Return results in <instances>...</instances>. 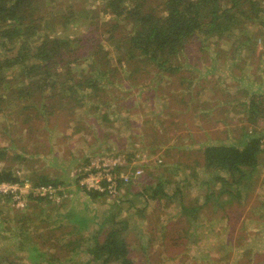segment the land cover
I'll return each instance as SVG.
<instances>
[{"label": "rangeland", "instance_id": "rangeland-1", "mask_svg": "<svg viewBox=\"0 0 264 264\" xmlns=\"http://www.w3.org/2000/svg\"><path fill=\"white\" fill-rule=\"evenodd\" d=\"M55 1L57 7L74 6L79 15H72L73 22L81 18L79 23L56 25V29L61 26L63 37L88 42L93 27L89 11L96 13L104 0ZM108 19L101 14L99 26ZM258 27L264 32L262 24ZM99 31L101 39L103 28ZM238 34L218 46L206 43L204 51H194L188 62L182 56L181 70L160 81L149 66L140 67L142 72L132 85L122 79L116 86L125 88L127 95L124 102L120 96L108 112L110 124L100 118L86 122L90 116L84 113L91 114L97 105L91 99L84 108L76 107L78 114L66 123L60 120L64 116L56 115L50 123L40 121L43 113L36 118L38 110L31 99L21 101L29 106L24 110L11 96L33 88L42 75L28 76L19 65L7 69V57L0 53L4 60L0 97L7 98L0 106V146L7 148L1 165L13 166L19 176L36 181L44 177L61 181L52 186L53 195L35 197L41 200L31 196L27 203L0 200V223L13 228L9 233L0 229V264H87L88 259L70 241L88 237L94 229L87 226L94 213L100 221L113 213L125 220L133 236L134 264H264V143L260 164L252 174L214 172L205 159L208 146L238 147L257 136L249 121L248 103L253 95L264 94V36L257 38L255 47H238ZM105 42L116 53L118 46ZM8 54V59L13 56ZM112 63L116 64L115 58ZM41 96L35 92L33 100ZM148 129L154 133L146 135ZM28 135L32 140L27 145ZM40 150L45 155H34ZM105 178L112 180V189ZM86 184L108 187L111 192L105 198H93L84 190ZM40 205L45 212L37 219L31 213ZM25 214L33 220L27 221ZM59 217L63 225L56 228ZM85 220L88 223L83 225ZM39 246L48 252L46 256L37 250ZM30 253L41 260L32 262Z\"/></svg>", "mask_w": 264, "mask_h": 264}, {"label": "trees", "instance_id": "trees-1", "mask_svg": "<svg viewBox=\"0 0 264 264\" xmlns=\"http://www.w3.org/2000/svg\"><path fill=\"white\" fill-rule=\"evenodd\" d=\"M66 8L72 14L66 13ZM93 12L94 10L89 11L93 26L89 31L92 36L86 42L82 37L62 36L61 26L79 23L81 19L77 17L74 22L70 20L72 15H79L73 5L60 4L57 7L55 0H0V53L7 57V69L19 65L27 71L28 76L38 72L42 75L34 81L33 88H26L19 96L11 97L24 110L29 106L22 105L21 101L31 99L33 108L38 110L36 118L43 113L40 121L50 123V117L56 115L58 118L64 116L60 120L66 123L69 117L78 114L74 111L76 107L85 106L86 100H95L97 102H93L97 105L91 114H87V111L84 113L92 117H88L86 122L100 118L110 124L112 114L109 113L120 102L117 101L121 99L120 96L124 102L127 95L125 88L116 85H120L122 79L128 80L129 85H132L133 79L142 72L140 67H153L159 74L160 81L167 74L181 70L179 59L182 56L188 62L189 57L197 50L204 51L206 43L218 46L220 41L227 42L231 36L239 33L240 38H236V42L240 43L238 47H255L257 38L264 36V32L258 27V24L264 26V0H104L103 7L96 13ZM101 14L109 19L99 26ZM56 25H61L59 30ZM254 25L257 26V34L253 31ZM100 28H103L101 39L97 37L102 34ZM251 37L252 43L247 44ZM105 41L118 46L116 53L104 44ZM8 53H13L9 59ZM111 56L116 59V64L112 63ZM32 59V63L28 62ZM3 63L4 60H0V65ZM75 67H80L77 69L80 70L79 75L75 74ZM120 75L124 78L119 77ZM2 82L0 78V89L4 87L1 86ZM81 89H88V93L83 94ZM35 92L42 94L37 102L33 100ZM5 99L7 98L0 97V106ZM248 105L251 110L249 121L254 125L253 134L257 136L252 137L245 145L242 142L238 147L233 144L208 146L206 166L214 172L223 171L233 176L250 172L252 174L259 166L264 143V135L258 134L260 131L264 132V94L253 95ZM86 127L88 125L83 126ZM32 130H29L30 133ZM153 133L148 129L145 134L149 136ZM247 133L245 130V134ZM30 136H27V145L32 140ZM36 141L39 142L38 139ZM42 151H37L34 155H45ZM6 154L7 148L0 146V183L25 179L17 174L18 171L13 166L1 165ZM30 179L39 185L58 186L61 183L59 179L50 180L48 177L39 178V181ZM83 188L93 198H105L108 195V190L102 192L87 185ZM11 197L3 194L1 200H9ZM33 211L31 214L37 219L45 212L41 205L36 206ZM31 214L23 217L31 221ZM118 215L113 213L109 219L100 221L94 213L93 219L89 220L91 225H87L89 228L94 225L88 237L80 236L76 241H70L75 244L79 255L88 259L87 264H134L130 247L133 236H130L131 231L125 220H118ZM61 218L57 220L56 228L62 227ZM85 221L83 225L88 223ZM24 224L20 221V225ZM0 226L5 227L0 228L2 233L13 231L10 228L12 226L2 223ZM62 241L69 243L67 240ZM65 246L69 251L70 245ZM36 248L42 255L48 254L42 247ZM29 259L32 262L41 260L31 253Z\"/></svg>", "mask_w": 264, "mask_h": 264}, {"label": "built area", "instance_id": "built-area-1", "mask_svg": "<svg viewBox=\"0 0 264 264\" xmlns=\"http://www.w3.org/2000/svg\"><path fill=\"white\" fill-rule=\"evenodd\" d=\"M106 179V185L110 187L112 185V180ZM111 183V184H110ZM87 185V184H86ZM85 187V185H83ZM88 186V185H87ZM89 187V186H88ZM103 189L98 186L91 188H96L102 192H105L106 190L110 191L109 188ZM90 188V187H89ZM88 188V189H89ZM111 192V191H110ZM55 193V189L52 187V185H39L36 184L32 179L25 178L22 181H16V182H2L0 183V200L3 194H8V196H12L11 198L16 199V202H26L27 203V196H31L33 198L35 197H47L49 195H53ZM33 194V195H31Z\"/></svg>", "mask_w": 264, "mask_h": 264}, {"label": "crops", "instance_id": "crops-1", "mask_svg": "<svg viewBox=\"0 0 264 264\" xmlns=\"http://www.w3.org/2000/svg\"><path fill=\"white\" fill-rule=\"evenodd\" d=\"M213 104L216 106L217 104H220V102H213ZM204 116H206V115H204ZM211 118H213V117H211ZM199 119H201V118H199ZM192 139L195 140V137H193ZM204 141H206V140H204ZM204 141H196V142H198L199 144H202V142H204Z\"/></svg>", "mask_w": 264, "mask_h": 264}]
</instances>
